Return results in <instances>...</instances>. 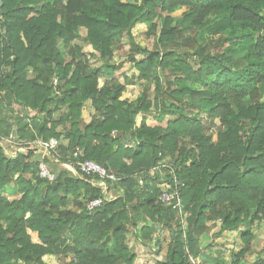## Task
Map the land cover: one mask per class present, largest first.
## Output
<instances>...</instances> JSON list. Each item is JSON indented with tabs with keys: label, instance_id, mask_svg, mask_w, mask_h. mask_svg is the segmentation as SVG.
<instances>
[{
	"label": "trees",
	"instance_id": "1",
	"mask_svg": "<svg viewBox=\"0 0 264 264\" xmlns=\"http://www.w3.org/2000/svg\"><path fill=\"white\" fill-rule=\"evenodd\" d=\"M1 1L0 106L24 110L36 138L59 139L66 160L78 148L81 160L123 179L107 184L119 195L89 212L87 203L102 196L100 180L74 167L55 171L54 182L40 178L41 151L7 121L17 154L0 138V264H134L128 235L158 240V249L159 225L171 235L159 264H191L202 239L210 238L209 249L224 247L217 239L243 227V249L215 264H249L253 256L251 264H264V247L253 243L264 222V0ZM140 23L158 38L155 50L135 41ZM120 34L131 44L130 62L154 82L153 98L122 99L134 80L114 77L124 67L112 61ZM136 54L145 58L134 61ZM98 55L106 64L93 67ZM90 106L95 114L84 124ZM139 115L161 124L137 125ZM166 159L181 185L183 218L158 201L173 178L150 170ZM8 188L20 197L11 201Z\"/></svg>",
	"mask_w": 264,
	"mask_h": 264
},
{
	"label": "rangeland",
	"instance_id": "2",
	"mask_svg": "<svg viewBox=\"0 0 264 264\" xmlns=\"http://www.w3.org/2000/svg\"><path fill=\"white\" fill-rule=\"evenodd\" d=\"M64 1L67 3L68 0H64ZM147 30H148L147 25L137 24L135 28L132 30V34L137 43H144V45H146L147 48L150 51H152L157 48L158 38L156 37L148 38L146 35ZM85 34H86V31L82 30L81 35L84 36ZM113 41L115 42V52H114L115 55L112 61L119 62L121 60L122 62L121 64L124 65V67L120 71H117L114 74L115 79L118 80L122 84H126L127 82L126 78L128 79L133 78L134 80V85L127 86V89L122 99L135 102L142 94H145L153 98L155 94L154 82L153 81L149 82L145 78H142L140 76V72L133 66V64L128 59L129 55L132 54V51L130 49L131 44L128 38L125 35L120 34L114 37ZM79 44H81L84 47L85 52L95 53L92 46H88L87 44L82 42V40L79 42ZM134 58H136V61H138V60H143L145 56L136 54ZM90 63L93 67H100L106 64L105 60L101 59L99 55L98 57L97 56L91 57ZM29 71L32 72L31 69H29ZM104 80H105V77L99 81L100 88L104 85ZM62 111L66 112V109H63ZM94 114H95V109L92 106L86 108L83 111V116H82L83 123L84 124L89 123ZM142 116H145V115H139L137 118L140 119ZM147 120H148V124L150 125L161 124L158 120L152 117H147ZM7 121L9 124L13 123L15 126V129L20 126L24 127L26 141L32 140L29 143L40 140L36 138V122H33L32 120H30V118L27 119V117L24 114V110H22L18 106H3V107L0 106V125H1L0 136H3L4 138L10 137L9 133L11 129L7 127L8 126ZM164 122H166V120ZM205 122H207V120H205ZM216 122L218 125L219 124L218 121ZM213 130H216V129L213 128ZM113 135H116V137H118L117 134H115V132H113ZM216 139H217V136L215 135L214 140ZM26 144L28 143L26 142ZM28 146L30 147L31 145H28ZM8 147L10 148L11 153L17 154L16 148H13V146H8ZM30 148L33 151L40 153V150L37 147H36L37 149H35L34 146H31ZM20 152H26V151L21 150ZM165 161L167 162L168 160L166 159L164 160V162ZM47 162L49 164L48 158H47ZM16 176L17 178L19 177V175H16ZM70 204L71 205L69 206V208H72L73 207L72 202H70ZM144 224H145V221H141V224L138 227L141 228L144 226ZM151 225H154V223H151ZM161 228H162L161 225H159L157 227V232L153 236V237L156 236L159 238L160 251H157V248H156L158 240L151 239L150 241H147L146 244H144L145 242L142 241V239L139 240L135 238V235L133 233H130L128 235V247L136 258L134 264H159L160 262L164 261L167 251H168L169 243L171 242V235H170V231L167 228L165 227L162 229ZM217 230L218 228L215 229L213 232H216ZM245 231H246V228L243 227L239 233H233L225 237V238H228L229 241L226 240L224 237L217 239V242H220L221 244H224V243L227 244V242H229V244H231L230 246H232L229 249H227L225 246L224 247L216 246V247L209 249V246L211 244L210 238L202 239L201 248H203L204 251H203L202 256L200 257L201 261L199 260L200 262L198 263L199 264H215V263H218V261L222 262L223 260L227 261L228 263L232 262V259H234V257L243 249L244 243L242 241V236ZM254 234H255V239L253 243H255L257 250H260L264 247V222L260 224L258 227L257 226L254 227ZM153 248H156V249L153 251ZM225 251H227L228 253ZM255 260H256V257L253 256L249 264L253 263Z\"/></svg>",
	"mask_w": 264,
	"mask_h": 264
},
{
	"label": "built area",
	"instance_id": "3",
	"mask_svg": "<svg viewBox=\"0 0 264 264\" xmlns=\"http://www.w3.org/2000/svg\"><path fill=\"white\" fill-rule=\"evenodd\" d=\"M2 31V23L0 21V32ZM55 82L57 80L55 79ZM13 135L9 138H4L0 136V138L6 143L7 146H15L17 143L13 139ZM61 144V141L57 138H52L49 141L38 140L36 142L28 143V145H32L37 147L42 153V159L39 163V176L40 178L48 181L54 182L57 178L56 173L50 168L47 158L52 156L57 157L60 161H64V157L59 153L58 149ZM74 168L78 170V173L84 177H90L99 179V187L102 189V196L96 199L90 200L86 207L89 212H93L99 208H101L105 202L110 201L114 198L115 195H119L120 191H114L107 187L108 183L115 184L121 181L123 178L117 176L114 172L110 171L103 165L93 161V160H81L79 157V149L77 148L73 155L67 159ZM151 174H156L159 176L166 177L167 175H171L173 178V184L168 182L162 185V192L158 198L159 203L162 205H172L175 210L178 211L180 216L183 218L184 211L182 207V201L180 196V184L176 179L174 168L171 164H167V162L161 163L156 167H153L150 170ZM140 178V176H139ZM138 178V179H139ZM139 184L142 186L143 181L139 180ZM182 225L185 228V220H182ZM189 254V252H188ZM191 264H199L198 259L194 258L190 255Z\"/></svg>",
	"mask_w": 264,
	"mask_h": 264
},
{
	"label": "crops",
	"instance_id": "4",
	"mask_svg": "<svg viewBox=\"0 0 264 264\" xmlns=\"http://www.w3.org/2000/svg\"><path fill=\"white\" fill-rule=\"evenodd\" d=\"M143 25V23H140V25ZM143 119H147V116H142L140 119H138L137 118V125H140L141 124V122H142V120ZM147 122H148V120H147ZM67 146V141H64V142H62V146H61V151L63 152V151H65V147ZM67 156V159L68 158H70V154L68 155H66ZM49 165H50V167H51V169L55 172V171H57L58 172V170H63L64 172H66V173H68V174H74L75 173V171H74V169H73V166H72V164L68 161V160H66V159H64V161L62 162V163H55V165H52V160L51 159H49ZM68 162V163H67ZM56 173V172H55ZM16 178H17V176H16ZM99 185V184H98ZM9 193V194H8ZM7 197L11 200V201H13V200H15V199H18L19 198V194H18V190L17 189H10V188H8V192H7ZM230 234H232V233H229V234H226V235H224L223 237L225 238V237H227L228 235H230ZM226 240H228L229 241V239L228 238H225ZM225 241V240H224ZM231 244H229V242H227V244L225 245L226 246V248L227 249H229V248H231L232 246H230ZM225 250V249H224ZM229 251V250H228ZM225 252H227V251H225ZM228 253V252H227ZM226 253V254H227ZM224 263H228L227 261H225Z\"/></svg>",
	"mask_w": 264,
	"mask_h": 264
},
{
	"label": "water",
	"instance_id": "5",
	"mask_svg": "<svg viewBox=\"0 0 264 264\" xmlns=\"http://www.w3.org/2000/svg\"><path fill=\"white\" fill-rule=\"evenodd\" d=\"M2 2L0 0V6H2ZM134 61H136V58H134ZM130 143V136H126V144L128 145ZM157 251H160V246L158 247Z\"/></svg>",
	"mask_w": 264,
	"mask_h": 264
}]
</instances>
